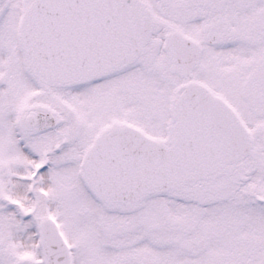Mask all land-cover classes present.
Here are the masks:
<instances>
[{"label": "snow or ice", "instance_id": "snow-or-ice-1", "mask_svg": "<svg viewBox=\"0 0 264 264\" xmlns=\"http://www.w3.org/2000/svg\"><path fill=\"white\" fill-rule=\"evenodd\" d=\"M0 264H264V0H0Z\"/></svg>", "mask_w": 264, "mask_h": 264}]
</instances>
